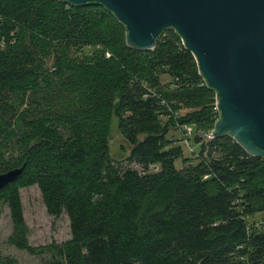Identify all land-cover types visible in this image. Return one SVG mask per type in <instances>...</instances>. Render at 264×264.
Here are the masks:
<instances>
[{"label":"trees","instance_id":"trees-1","mask_svg":"<svg viewBox=\"0 0 264 264\" xmlns=\"http://www.w3.org/2000/svg\"><path fill=\"white\" fill-rule=\"evenodd\" d=\"M214 96L173 29L141 51L102 5L0 0V173L25 166L0 190L9 243L47 264H264V229L246 219L264 211V159L197 136L214 129ZM114 116L125 161L110 154ZM186 125L201 159L178 167L169 133ZM34 185L50 216H68V240L30 244L20 190ZM0 264L18 261L0 249Z\"/></svg>","mask_w":264,"mask_h":264},{"label":"water","instance_id":"water-1","mask_svg":"<svg viewBox=\"0 0 264 264\" xmlns=\"http://www.w3.org/2000/svg\"><path fill=\"white\" fill-rule=\"evenodd\" d=\"M104 6L126 28L127 44L153 51L173 29L191 51L200 76L214 91L219 114L210 142L230 136L264 159V0H61ZM25 166L0 173V190Z\"/></svg>","mask_w":264,"mask_h":264},{"label":"rangeland","instance_id":"rangeland-1","mask_svg":"<svg viewBox=\"0 0 264 264\" xmlns=\"http://www.w3.org/2000/svg\"><path fill=\"white\" fill-rule=\"evenodd\" d=\"M170 33V32H168ZM172 83V78L169 75H162L160 84L164 87ZM213 112L218 113L216 108V96H214ZM190 108L182 105L179 108L178 116L188 113ZM166 118L162 119L164 124ZM185 127L196 131L195 125L181 127L179 130L171 129L169 136L176 141L173 145H180L183 149V155L178 160L177 166L184 167L191 163H197L201 159L202 144L195 139V132L190 137L184 136L183 129ZM144 136H140L142 139ZM110 154L117 161H125L132 150L130 143L124 138L119 128V119L114 116L112 120L111 132L109 137ZM141 170V167L135 165ZM159 167V166H158ZM24 217L29 228V242L35 247L49 245L52 242H62L71 237L70 222L68 216L55 218L47 212L46 206L40 189L37 185L25 187L20 190ZM246 219L250 229L260 231L264 229V211L246 214ZM12 220L8 206H4L0 211V249L5 256H11L17 259L18 264H47L51 256L49 254L33 255L27 251L20 250L9 243V236L12 233Z\"/></svg>","mask_w":264,"mask_h":264},{"label":"built area","instance_id":"built-area-1","mask_svg":"<svg viewBox=\"0 0 264 264\" xmlns=\"http://www.w3.org/2000/svg\"><path fill=\"white\" fill-rule=\"evenodd\" d=\"M183 131H184V136L185 137H190L192 134H193V132H195V131H193L191 128H189V127H185L184 129H183Z\"/></svg>","mask_w":264,"mask_h":264}]
</instances>
